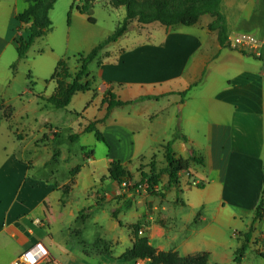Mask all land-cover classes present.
I'll return each instance as SVG.
<instances>
[{"label": "crops", "instance_id": "1", "mask_svg": "<svg viewBox=\"0 0 264 264\" xmlns=\"http://www.w3.org/2000/svg\"><path fill=\"white\" fill-rule=\"evenodd\" d=\"M25 9L22 0H0V17L13 23V31L15 16ZM221 11L228 34L248 33L262 41L261 58L222 47L217 32L208 30L209 16L191 27L168 29L158 23L142 29L132 22L113 48L103 49L93 62L89 92L74 95L60 110L45 101L50 97L41 98L40 123L16 136H41L53 148L42 165L43 174L32 176L33 165L15 162L12 154L0 159V264H13L38 243L62 264H152L148 259H121L133 246L135 226L139 237L147 238L158 252H177L181 257L207 253L208 264H264V0H223ZM84 16L76 11L69 29L85 27ZM131 30L135 39L131 43L137 46L123 49L120 45ZM12 38L13 42L14 34ZM0 43L8 45L1 38ZM96 44L86 35L72 47L85 56ZM66 68L73 75L78 60L72 69L67 64ZM85 94L91 97L90 105L71 109L74 99ZM145 97L157 99L138 101ZM113 99L133 103L113 107L105 117L108 100ZM171 108L176 109L174 115ZM76 119L85 120L86 126L76 133L70 129L67 140L83 145V136L93 135L92 146L106 145L108 152L105 164L91 162L89 177L92 184L99 181L100 192L85 188L82 201L74 204L72 192L80 177L59 180L57 171L47 169L51 162L73 159L69 150L61 151L59 125L73 128ZM91 122H96L98 132L103 127V140L84 132ZM130 134L136 138L122 154L117 136ZM168 143L176 158L196 160L178 174L177 185L167 188L168 176L163 174L153 194L135 193L106 179L112 162H119L132 177L148 173L154 158H165ZM81 149L83 158L84 152L90 153L88 163L94 160V151ZM130 160H139L137 170L130 168ZM81 179L85 184L86 176ZM192 181L200 187H192ZM261 199L258 219L255 212ZM108 215L116 223L109 231L103 224ZM89 229L98 234L93 242L85 238ZM241 248L245 251L239 257Z\"/></svg>", "mask_w": 264, "mask_h": 264}, {"label": "rangeland", "instance_id": "2", "mask_svg": "<svg viewBox=\"0 0 264 264\" xmlns=\"http://www.w3.org/2000/svg\"><path fill=\"white\" fill-rule=\"evenodd\" d=\"M84 1L85 0H58L50 14L52 31L43 39L37 40L27 53L26 58L20 62L17 61L15 44L12 42L13 34H15L12 30L13 23H9L7 19L0 17V38L3 41H8V45L0 43V159L3 158L4 155L10 156V154H12L16 159L13 158L15 162H27L28 164L33 165V168L30 169V174L32 176L43 174L44 169L42 165L44 162L48 161V156L52 154L53 148L46 142H43L41 136H28L24 139H18L16 132L28 131L31 128L36 127V123H40L41 116L38 112L37 105L39 109H41V107L43 108L44 103L41 101V98L44 100L46 97H51L53 95L55 86L51 81V78L54 75L57 64L60 61H64L67 66L72 69L76 60L79 59L80 55L78 53L80 52L73 49V41L79 40V38L86 35H90L94 38L95 43L100 44L114 32L117 25L125 17L124 7L111 9L108 5V0H95L92 9L89 12V16H84L87 22L86 26H76L77 28H71L70 30L69 26L71 23L74 24V14H76L77 11L76 9L70 8L73 4L80 5V3L83 4ZM19 2V4H21V1ZM88 17H91L94 20L93 24L87 21ZM134 22L135 21H133V23ZM137 26L138 28L141 27L144 29V27H142L143 25L137 24ZM132 32L133 30L127 34L129 37L122 41L120 47L123 49H131L130 47H132V45L137 46L136 43H131L135 40ZM68 34H70L69 43L67 40ZM14 39L17 40L15 37ZM113 46L114 45L110 44L104 48V50H110ZM81 54L84 55L83 53ZM107 58L108 57L103 56L102 60L106 61ZM89 69L95 70L96 64L93 63V65H90ZM90 99L91 97H89V94L78 95L74 99L70 108L79 111L78 109H81V107L90 105ZM8 106L12 111L8 109ZM12 112L14 117L13 120ZM175 112V108L170 109L171 115H174ZM76 121L77 123L73 128H66L59 125L63 139V143L60 145L63 149L61 151L65 154L67 153L66 151L69 150L73 159L65 163L63 160H58L57 164L51 162L47 169L50 172L57 171L59 180L71 176L80 177L79 180L81 183L78 184L72 192L74 204H77L81 200L85 188L90 187L92 193L97 191L100 192L99 188L101 185L99 181L92 184V180L89 177L94 166L91 162H103L105 164V157L108 152V147L106 145L104 146L102 144L99 147L92 146L95 142L93 135H89V137L83 136V145L76 141H68L67 135L71 133L70 129H73L76 133L80 126L81 128L86 126L85 120L76 119ZM166 122L168 128V119H166ZM166 131H168V129ZM99 132L103 135V127ZM134 137L135 135L131 134L117 136V148H120L122 154H125L127 148H131ZM168 139L170 142L171 139ZM82 146L94 151L96 155L93 161L88 163L86 160L91 158L89 152H84L85 154H83L85 158H83L81 154ZM137 161L139 162V160H130V162H128L130 163V168L134 169V171L139 168ZM153 162L158 169H165V158H154ZM75 169H78V171L74 172ZM84 176H86L85 184L81 179V177L83 178ZM131 180L132 185L127 184L123 187L122 184H117V186H119L122 191L126 190L127 192L137 193L140 181L139 173L132 177ZM136 187L138 188L136 189ZM78 222H81V220ZM86 223L89 225L91 224L90 221ZM103 224L104 229L109 231L114 228L116 223L115 220L108 215V217L103 220ZM76 229L77 227L74 226L73 230ZM95 233L96 232H94L93 229H89L85 238L93 242L98 237V234L96 236ZM73 238L74 237L69 240L70 243L73 241ZM119 248L120 247L116 249Z\"/></svg>", "mask_w": 264, "mask_h": 264}, {"label": "trees", "instance_id": "3", "mask_svg": "<svg viewBox=\"0 0 264 264\" xmlns=\"http://www.w3.org/2000/svg\"><path fill=\"white\" fill-rule=\"evenodd\" d=\"M26 4V9L15 16V30L20 31L19 38L14 39L18 61L23 60L32 45L39 39H43L52 31V21L50 12L53 10L58 0H22ZM95 0H85L81 5H72L70 9H76L80 14L89 16ZM223 0H108L111 9L125 8V17L117 25L114 32L102 43L93 48L87 55H80L78 59L79 68L70 75L64 61L57 64L54 75L51 78L56 84V89L50 98L45 101L55 109H66L72 97L79 93L90 91V84L87 81L90 77L89 66L93 63L99 53L110 44L116 43L126 34L130 24L135 21L139 25H150L158 23L163 27L181 25L191 27L198 23L202 16H209L212 22L208 25V30L217 32L218 41L222 47L227 46V22L221 11ZM69 22V16H68ZM88 22L93 24L94 20L88 17ZM186 92L181 94L185 96ZM110 96V95H109ZM155 100L157 98L145 97L138 101ZM108 100L106 116L113 107L130 105L133 102H121L119 100ZM11 110V108H8ZM12 111V110H11ZM85 133L94 134L98 141L103 140L102 135L96 130V122H91L84 130ZM73 139H69L71 142ZM171 144L164 146L166 166L164 170H157L152 162L149 165V172H140L139 186H143L148 194H153L159 179L163 174L168 176L167 188H171L178 183V174L187 171L190 163L196 161L194 158H176L171 150ZM78 171L75 169L74 172ZM108 180L121 185L123 182H131L132 175L119 162H112L108 167ZM103 182V179H102ZM138 187H136L137 189ZM166 188V189H167ZM263 199L255 212V217L261 219ZM130 204L125 205L123 210L129 209ZM112 214L113 219H117V214ZM135 240L130 250L126 251L121 259L125 261L150 260L152 264H208L209 255L207 253L189 257H181L177 252H158L148 242L147 238H140L138 226L133 228ZM244 248L238 252L242 257ZM264 257V256H262Z\"/></svg>", "mask_w": 264, "mask_h": 264}, {"label": "built area", "instance_id": "4", "mask_svg": "<svg viewBox=\"0 0 264 264\" xmlns=\"http://www.w3.org/2000/svg\"><path fill=\"white\" fill-rule=\"evenodd\" d=\"M20 31L16 30L14 37L19 38ZM263 43L256 36L248 33H230L227 35V47L231 50L240 52L241 54L254 58H261V50ZM132 185V182H123L122 186ZM191 186L194 188L200 187V183L192 181ZM139 190L145 191L143 186H139ZM126 191V190H124ZM13 264H62L53 260L48 250L38 243L22 254Z\"/></svg>", "mask_w": 264, "mask_h": 264}]
</instances>
